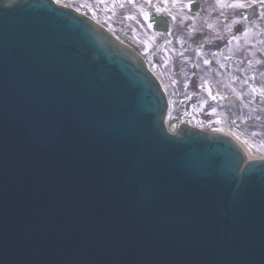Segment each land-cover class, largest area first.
<instances>
[{
    "label": "water",
    "instance_id": "obj_1",
    "mask_svg": "<svg viewBox=\"0 0 264 264\" xmlns=\"http://www.w3.org/2000/svg\"><path fill=\"white\" fill-rule=\"evenodd\" d=\"M95 22L0 0V264H264V160L170 133L160 82Z\"/></svg>",
    "mask_w": 264,
    "mask_h": 264
},
{
    "label": "flooded vegetation",
    "instance_id": "obj_2",
    "mask_svg": "<svg viewBox=\"0 0 264 264\" xmlns=\"http://www.w3.org/2000/svg\"><path fill=\"white\" fill-rule=\"evenodd\" d=\"M201 9L194 18H169V29L155 32L161 53L157 71L182 99L184 114L209 120L217 114L213 124L264 141V19L253 9L237 25L235 12L226 17L210 15L208 4Z\"/></svg>",
    "mask_w": 264,
    "mask_h": 264
},
{
    "label": "rangeland",
    "instance_id": "obj_3",
    "mask_svg": "<svg viewBox=\"0 0 264 264\" xmlns=\"http://www.w3.org/2000/svg\"><path fill=\"white\" fill-rule=\"evenodd\" d=\"M206 5L207 4L202 3L201 11L204 12ZM210 6L212 9L213 6L212 5H210ZM129 8H131V7L129 6ZM81 9L83 10V12H87V13L91 12V14L95 16L94 11L92 12V10H90V8L86 7V3H85V6H83V8H81ZM143 10H145L146 12H148V11L152 12V10H150L149 7L146 6V3L143 6ZM254 11L257 12V11H259V9L254 10ZM254 11H252L251 14ZM233 12H235L236 14H239L237 11H233ZM246 12L248 13L249 11L244 10L243 14L246 15ZM128 16L129 15H126L125 18H123V19H117V18L111 16L109 13H103L100 17V20L104 23L105 26L112 29L121 39L129 42L131 45L138 48L141 51V54L143 55V57L148 61V63L152 67V69H154V71H156L158 58L161 56V53H160V46L156 40L154 32L151 33L147 29L145 30L142 28L146 23L142 19L144 17H141V16L137 17L136 15L134 17V15H133L132 16L133 19H132L131 17H128ZM146 21H147V23H149V20H146ZM133 22H135V25L133 24ZM138 22H139V24H138ZM166 88L168 89L167 84H166ZM168 92H169V96H170L171 102H172V109H171L172 113H171V116L169 118V125L170 126H172L173 124H177L178 122H181V121H187V122H193L196 125H198L200 127H204L206 129H212V130L217 129V130H222V131L225 130L226 132L230 133L231 135L232 134L233 135L240 134L242 136L241 141L246 147H249L250 149H252L256 155L264 156V141H259L256 138H252L253 140L256 141L255 142V141H252V140L247 138L248 133L243 134L241 132H238V130L235 128H232L233 130L225 129V128L221 127L219 125V123L213 124L212 120H215V122H217V120H218L217 114L215 116H213L212 120H209L207 116H203V115L184 114L183 110H182L183 105L181 103L182 99L176 98V96L173 95L169 89H168ZM260 133H262V135H264L263 132H260Z\"/></svg>",
    "mask_w": 264,
    "mask_h": 264
},
{
    "label": "bare ground",
    "instance_id": "obj_4",
    "mask_svg": "<svg viewBox=\"0 0 264 264\" xmlns=\"http://www.w3.org/2000/svg\"><path fill=\"white\" fill-rule=\"evenodd\" d=\"M199 1V3L203 4H208L213 6V11L211 12L210 15H220V16H226L229 17L233 11V9H230L228 7H222L221 4H227L231 3V0H191L192 3ZM55 3L66 7L71 10H76L79 13L86 14L88 15L92 20L96 21L99 25L105 27L107 30L112 32L117 36V34L110 29L109 27L105 26L104 23L100 20V17L103 13H109L111 16L117 18V19H123L125 18L126 15H129L128 17H131L133 19V15L137 17H144V13H151V12H146L143 10V6L146 3V6L149 7L150 10H153L157 6L166 8L167 11L160 13L162 16H166L167 19L172 18V16H175L177 18H182L186 19V17H196L194 13H191L185 9V5L190 2V0H54ZM90 8L92 12L94 11V15L87 12H83L81 8L83 6ZM128 6V7H127ZM129 6L131 8H129ZM201 16V15H200ZM144 20L145 25L142 27L143 29H147L151 33H155V29L149 28L147 21ZM135 25V22H133ZM139 24V22H138ZM158 31V30H157ZM118 37V36H117ZM119 38V37H118ZM171 109L169 112V116H171ZM169 123V119H168ZM173 131V130H172ZM222 132V131H221ZM174 133V132H172ZM234 139H237L239 142L240 146L244 150L247 158L249 160H257V159H263L264 157L256 155L252 149L249 147H246L242 142H241V137L233 135Z\"/></svg>",
    "mask_w": 264,
    "mask_h": 264
},
{
    "label": "snow or ice",
    "instance_id": "obj_5",
    "mask_svg": "<svg viewBox=\"0 0 264 264\" xmlns=\"http://www.w3.org/2000/svg\"><path fill=\"white\" fill-rule=\"evenodd\" d=\"M150 2V0H149ZM165 2H167V0H165ZM15 6L14 4H9L8 7H13ZM186 7H188L189 9L192 8L193 3L190 2L188 4L185 5ZM222 7H228L230 9H233L235 11H237L240 15V19H237L234 21V24H241V22L243 20H247L248 17L246 15H244V10L247 9H259L260 11V18L264 19V0H231V3H227V4H221ZM167 11L166 8H162L157 6L156 7V12L157 13H162ZM144 18L145 20H151L150 14L149 13H144ZM172 19H175V16H172ZM164 22H160V26H163ZM149 28L153 27V24L151 22H149L148 24ZM170 34V33H169ZM205 63H207V61H205ZM241 175H243V171H241Z\"/></svg>",
    "mask_w": 264,
    "mask_h": 264
}]
</instances>
